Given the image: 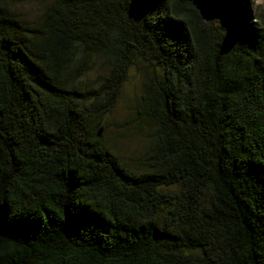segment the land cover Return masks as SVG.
<instances>
[{"label":"trees","instance_id":"trees-1","mask_svg":"<svg viewBox=\"0 0 264 264\" xmlns=\"http://www.w3.org/2000/svg\"><path fill=\"white\" fill-rule=\"evenodd\" d=\"M26 1L0 0V264H264V12ZM137 61L142 173L97 131Z\"/></svg>","mask_w":264,"mask_h":264},{"label":"rangeland","instance_id":"rangeland-1","mask_svg":"<svg viewBox=\"0 0 264 264\" xmlns=\"http://www.w3.org/2000/svg\"><path fill=\"white\" fill-rule=\"evenodd\" d=\"M54 0H27L15 7L14 12L26 22H34L44 7ZM249 3V4H248ZM252 18L264 12V0H244ZM153 71L147 62L137 61L124 82L120 95L110 111L101 116L100 139L105 147L124 161L133 171L144 172V158L151 148L155 127L139 116L144 80ZM106 73L103 62L96 63L84 79L87 86L97 87L96 79Z\"/></svg>","mask_w":264,"mask_h":264},{"label":"water","instance_id":"water-1","mask_svg":"<svg viewBox=\"0 0 264 264\" xmlns=\"http://www.w3.org/2000/svg\"><path fill=\"white\" fill-rule=\"evenodd\" d=\"M199 10L204 21H208L216 13V7L211 0H204L203 2H201ZM100 134L101 130L99 131L98 136H100Z\"/></svg>","mask_w":264,"mask_h":264}]
</instances>
